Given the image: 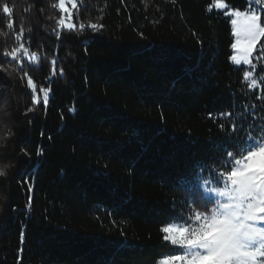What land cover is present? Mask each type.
I'll return each mask as SVG.
<instances>
[{"label":"trees","instance_id":"trees-1","mask_svg":"<svg viewBox=\"0 0 264 264\" xmlns=\"http://www.w3.org/2000/svg\"><path fill=\"white\" fill-rule=\"evenodd\" d=\"M60 1L0 0V264L181 257L166 228L264 149V0L256 86L216 0H69L68 28ZM246 234L264 264V221Z\"/></svg>","mask_w":264,"mask_h":264},{"label":"rangeland","instance_id":"rangeland-1","mask_svg":"<svg viewBox=\"0 0 264 264\" xmlns=\"http://www.w3.org/2000/svg\"><path fill=\"white\" fill-rule=\"evenodd\" d=\"M252 9L241 11L222 0L210 6L223 12L232 26L233 47L231 61L246 68L245 80L256 86L251 56L262 35L258 0H249ZM64 11L61 25L70 27L73 2L60 1ZM68 6V7H67ZM0 171H3L0 163ZM219 194L227 202L208 213L194 214L183 225L167 227L168 239L184 248L181 257L165 258L159 264H216L234 261L241 264L254 244L246 234L264 221V149L236 161L232 174L223 181Z\"/></svg>","mask_w":264,"mask_h":264}]
</instances>
